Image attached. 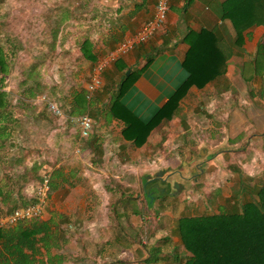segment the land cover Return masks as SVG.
<instances>
[{
	"label": "rangeland",
	"instance_id": "rangeland-1",
	"mask_svg": "<svg viewBox=\"0 0 264 264\" xmlns=\"http://www.w3.org/2000/svg\"><path fill=\"white\" fill-rule=\"evenodd\" d=\"M104 3L0 0V51L6 63V71L0 72V92L5 95L3 111L8 112L7 121L0 120V126H6L8 131L0 138V185L16 197L15 203L0 201V207L7 211L35 202V188L42 176L55 167L73 168L72 180L78 179L77 184L49 190L44 212L38 218L53 215L52 220L57 223L52 225V239L59 246L51 247L50 253L61 256L60 264H147L144 261L153 255L154 248L157 257L178 253L183 248L177 239L179 217L240 209L248 194L255 196V190H236L239 180L244 179L247 186L264 182V131L257 138L248 137L250 132H241L237 138L226 139L225 148L230 152L224 154L217 168L210 170L209 174L218 170L214 177L205 173L195 184H190L189 177L183 180V190H169L166 184L154 191L149 204L151 200L143 195L141 180L130 179V153L136 151H130V145L123 143L116 126L103 127L105 121L99 117L97 103L104 102V94L114 87L109 80L116 74L111 76L106 70V87L103 89L102 85L90 98L87 96L95 61H83L77 46L83 38L92 37L89 28L95 21L90 19L91 13L100 10ZM246 83L250 85L249 81ZM203 96L200 93L194 97L196 105L192 107L190 122L182 118L185 125L191 126L192 134L200 137L198 144L204 135L211 134L208 129L215 116L205 108ZM42 97L59 105L66 119L52 116ZM78 109L83 111L73 113ZM84 113L93 120L92 133L87 138L79 135L77 126L67 117ZM164 129V124L157 127V140H161H156L158 144L153 148L152 176L157 168L176 167L183 156L199 159L200 148H207L206 142L194 146L189 139L185 146L178 147L175 139L169 137L171 132ZM91 138L97 139L103 151L99 156L96 152L95 160L87 149ZM116 159L122 161H113ZM100 167L104 169L101 173L97 171ZM108 169L115 173L108 175ZM135 182L137 186L132 188L130 184ZM105 186L112 190H102ZM41 251L34 264L46 259L45 251ZM142 256L147 258L139 260Z\"/></svg>",
	"mask_w": 264,
	"mask_h": 264
},
{
	"label": "crops",
	"instance_id": "crops-1",
	"mask_svg": "<svg viewBox=\"0 0 264 264\" xmlns=\"http://www.w3.org/2000/svg\"><path fill=\"white\" fill-rule=\"evenodd\" d=\"M104 1L105 3L100 6V10L91 13L90 19L95 21L89 28L92 37L90 40L85 37L81 43H78L77 51L81 54L83 61H91L82 55L81 46L83 43H88V51L93 54L94 61H96L109 50L115 48L119 42L123 41L137 30L144 21L150 18L156 2V0ZM223 1L170 0V9L164 27L156 32L150 40L136 45L130 52L118 58L116 63H112L106 68V70L111 72V76L116 74L114 78L112 77L109 80L111 84L119 81L121 67L124 70L126 69V74L129 73L127 68L140 70L139 75L122 98V103L125 107L146 121L186 79L187 72L181 64L189 47L186 38L188 32L201 29L217 30L226 39L228 45L231 44L235 38V30L228 17L223 16ZM232 52L227 60L225 73L208 82L202 88L191 86L181 99L175 115L163 123L164 130L171 132L169 137L175 139L174 142L178 144L176 146H185L187 139L190 140L191 145L196 146L200 137L192 134L191 126L185 125L182 118L184 117L188 123L190 122L192 107L196 105L193 101L194 97L200 93L202 95L205 94L202 97V99L205 98V108L209 109L215 116L211 120L212 128L208 129L212 131L211 134L208 136L204 135V140L201 139V142L197 145L199 146L206 142L205 145L207 147L204 150L200 148L201 157L199 159L195 157L189 159L183 156L176 167L157 168L152 176L150 166L152 152L157 141L159 143L161 140V138L157 140V127L150 132L146 142L140 147L134 146L121 136L123 143L130 145V151H136V154L130 153V179L139 180L138 182L141 180V187L144 190L143 195L148 196L149 201L151 200L149 204L155 197L154 191L158 190V188L162 189L166 184L170 187L169 190H183L186 187L183 180L189 177L191 178L190 184H195L205 173L209 177H214L218 170L209 174L210 170L217 168L216 165H220L224 154L230 152V149L225 148L227 147L226 139H229L228 137L235 136L234 138H237L241 132H250L248 137L255 135L257 138L264 131V25L246 29L242 36L241 45L233 44ZM107 81L106 76L103 75V89L106 87ZM248 81L249 86L246 83ZM103 89L101 90L103 91ZM113 89V87L108 88V91L104 94V102L102 100L98 101L97 104L100 106L99 117H103L105 121L103 127L116 126L121 135L122 122L114 118H107L106 105L103 104L109 99ZM222 115L225 117L221 119ZM65 117L66 115L58 119L62 120ZM171 121H174V123ZM209 125L206 127H209ZM217 130H219V134L215 133ZM188 135L189 137L190 135L192 136L191 139ZM213 135H215V138ZM107 136L108 134H106ZM97 143H95L97 149H94V145L93 148L87 147L92 152L94 160L96 152L97 156H99L98 153L103 152L101 145L99 147ZM231 152L234 154L235 151ZM113 161L119 162L122 160L116 159ZM94 162H97V160ZM102 163L100 162V164ZM91 170L95 171L96 169ZM103 170L101 167L97 169L100 173ZM74 171L73 168L67 170L63 166L53 168L49 173L52 172V175L56 174L51 177L56 186L54 189L50 187V190L63 189L66 184L69 187L75 186L78 179L72 180ZM109 171L108 169L107 173L110 176L115 173ZM100 173L96 174L100 176ZM159 174L162 176L159 177ZM248 179L251 180L252 178ZM243 180H239L241 182L239 183L240 185H237L236 190L244 192L245 190L255 189L258 185L247 186L243 184ZM130 186L132 188L136 187L137 182L130 184ZM104 189L112 190L108 186L102 188V190ZM124 208L128 210V206L124 205ZM49 218L54 219L53 215ZM146 258L147 256H142L139 260ZM144 262L147 264H165L160 260H155L154 262L145 260Z\"/></svg>",
	"mask_w": 264,
	"mask_h": 264
},
{
	"label": "trees",
	"instance_id": "trees-1",
	"mask_svg": "<svg viewBox=\"0 0 264 264\" xmlns=\"http://www.w3.org/2000/svg\"><path fill=\"white\" fill-rule=\"evenodd\" d=\"M222 8L223 16L228 17L235 30L234 40L228 45L226 39L212 29L188 32L186 38L189 47L181 64L187 77L146 121L122 103L123 96L140 70L127 68L129 73L126 74V69L121 67L119 81L114 84L105 108L107 118L122 122L121 136L125 140L136 147L143 145L154 128L175 115L181 99L191 86L202 88L225 73L227 60L233 53L232 45H241L246 29L264 25V0H224ZM81 52L85 58L95 60L88 51L87 42L82 44ZM5 71L6 63L0 51V72ZM4 96L0 92V120L7 121L8 112L2 108L5 106ZM80 100L84 102L85 96L81 94ZM82 111L78 109L73 113ZM5 133L8 135L7 127L0 126V138ZM96 141V138L89 139L90 147L94 145V149H97ZM51 173L46 174L50 175V187L54 189L56 185L51 177L56 174ZM2 188L0 185V201L7 203L12 200L15 203L16 197ZM252 190H255V196L250 197L248 194V199L241 203L240 209L179 217L176 231L182 250L177 254L168 252L157 257L154 248V256L150 253L151 257L146 261L160 260L165 264H264V182ZM10 210L3 211L0 207V214ZM54 224L57 225L52 218H36L0 228V264H34L36 255L42 254L41 249L45 251L46 259H41L39 264H60L61 256L50 253L51 247L59 246L52 239Z\"/></svg>",
	"mask_w": 264,
	"mask_h": 264
},
{
	"label": "built area",
	"instance_id": "built-area-1",
	"mask_svg": "<svg viewBox=\"0 0 264 264\" xmlns=\"http://www.w3.org/2000/svg\"><path fill=\"white\" fill-rule=\"evenodd\" d=\"M170 9V0H156L153 14L150 18L142 23V25L132 34L127 36L123 41L107 53L102 55L95 61L90 82L87 86V96L100 89L103 85V72L106 68L114 63L118 58L130 52L136 45L142 44L150 40V38L164 27ZM41 98V97H40ZM46 102L47 111L56 118H63L64 113L59 105L42 97ZM69 121L76 125L79 129L81 137H88L93 128V120L87 114L77 116H68ZM66 119V117H65ZM50 190V175L45 174L36 186L34 197L35 202L18 206L9 212L0 214V228L16 224L19 221L36 219L42 216L44 207L46 206L47 192Z\"/></svg>",
	"mask_w": 264,
	"mask_h": 264
}]
</instances>
